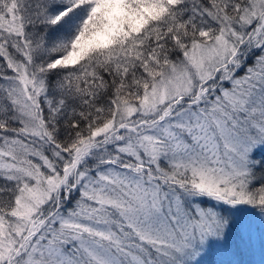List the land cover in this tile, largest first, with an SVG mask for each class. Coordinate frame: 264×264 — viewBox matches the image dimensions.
<instances>
[{
    "label": "snow or ice",
    "instance_id": "obj_1",
    "mask_svg": "<svg viewBox=\"0 0 264 264\" xmlns=\"http://www.w3.org/2000/svg\"><path fill=\"white\" fill-rule=\"evenodd\" d=\"M0 264H264V0H0Z\"/></svg>",
    "mask_w": 264,
    "mask_h": 264
}]
</instances>
